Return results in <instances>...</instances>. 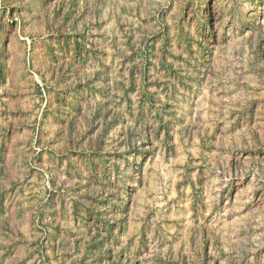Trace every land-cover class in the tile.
Listing matches in <instances>:
<instances>
[{
  "label": "rangeland",
  "instance_id": "1",
  "mask_svg": "<svg viewBox=\"0 0 264 264\" xmlns=\"http://www.w3.org/2000/svg\"><path fill=\"white\" fill-rule=\"evenodd\" d=\"M0 264H264V0H0Z\"/></svg>",
  "mask_w": 264,
  "mask_h": 264
}]
</instances>
